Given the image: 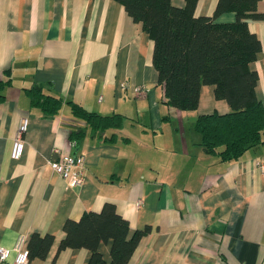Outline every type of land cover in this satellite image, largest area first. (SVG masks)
<instances>
[{"label": "crops", "instance_id": "crops-1", "mask_svg": "<svg viewBox=\"0 0 264 264\" xmlns=\"http://www.w3.org/2000/svg\"><path fill=\"white\" fill-rule=\"evenodd\" d=\"M217 0H196L194 15L230 22L235 12L213 15ZM180 6L184 0H170ZM264 2L248 18L260 51L250 63L255 94L264 101ZM152 39L118 0H0V244L21 234L50 233L44 257L26 264H86L89 249H58L67 219L114 204L130 229H149L125 264H264V140L238 158L205 152L193 128L198 113L226 112L211 84L200 86L194 109L164 102L151 62ZM144 86L136 91L135 87ZM61 100L44 114L30 94ZM67 101L100 114L119 112L121 125L77 138L83 125ZM27 117L23 150L9 155L20 117ZM113 132L112 138L102 135ZM61 151L82 154L84 176L68 186L48 164ZM110 239L97 244L109 263ZM14 251L2 264H11Z\"/></svg>", "mask_w": 264, "mask_h": 264}, {"label": "trees", "instance_id": "trees-1", "mask_svg": "<svg viewBox=\"0 0 264 264\" xmlns=\"http://www.w3.org/2000/svg\"><path fill=\"white\" fill-rule=\"evenodd\" d=\"M118 1L152 39L151 62L165 103L179 109L196 108L202 84H211L213 96L227 102L226 112L198 113L194 118L193 128L205 152L221 160L235 159L264 140V101L255 94L257 74L250 67L260 43L246 25L248 18L262 16L256 11L258 0H217L213 15L234 10L235 19L230 22L194 15L196 0H184L180 6L170 0ZM30 100L48 115L56 113L61 104L59 97L33 89ZM67 103L72 114L83 121L71 129L69 137L88 131L93 135L121 125L123 115L119 112L100 114L76 102ZM112 136L113 132L102 135L105 139ZM62 228L64 236L58 249L83 246L90 251L86 264H105L97 244L110 239L108 264H125L149 226L130 229L114 204L105 201L98 211H83L78 219L65 220ZM52 239L50 233L40 236L33 232L26 243L28 257H44Z\"/></svg>", "mask_w": 264, "mask_h": 264}, {"label": "built area", "instance_id": "built-area-1", "mask_svg": "<svg viewBox=\"0 0 264 264\" xmlns=\"http://www.w3.org/2000/svg\"><path fill=\"white\" fill-rule=\"evenodd\" d=\"M264 2V0H263ZM264 11V7H263ZM144 89V86L135 87L136 91ZM27 117L22 115L16 124V128L11 140L9 155L18 158L23 150L22 134L26 129ZM48 164L65 181L66 185L74 187L81 184L84 176V166L82 154H71L61 151L56 159L48 160ZM258 166L264 173V161L258 162ZM9 249L14 251L11 264H26L28 261V250L23 243V236L19 234L12 246L6 247L0 244V264L5 261Z\"/></svg>", "mask_w": 264, "mask_h": 264}]
</instances>
